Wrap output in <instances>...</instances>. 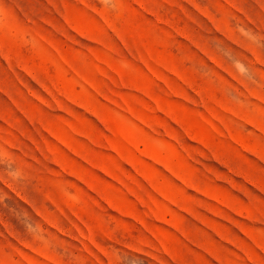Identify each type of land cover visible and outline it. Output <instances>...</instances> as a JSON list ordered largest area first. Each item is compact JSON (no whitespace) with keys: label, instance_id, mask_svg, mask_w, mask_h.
Returning a JSON list of instances; mask_svg holds the SVG:
<instances>
[{"label":"rangeland","instance_id":"obj_1","mask_svg":"<svg viewBox=\"0 0 264 264\" xmlns=\"http://www.w3.org/2000/svg\"><path fill=\"white\" fill-rule=\"evenodd\" d=\"M0 264H264V0H0Z\"/></svg>","mask_w":264,"mask_h":264}]
</instances>
